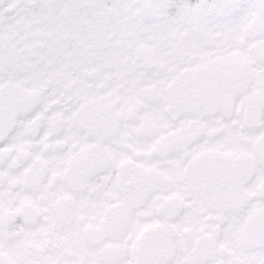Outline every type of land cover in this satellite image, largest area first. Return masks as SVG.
Returning a JSON list of instances; mask_svg holds the SVG:
<instances>
[{
    "label": "snow or ice",
    "instance_id": "6c2138e0",
    "mask_svg": "<svg viewBox=\"0 0 264 264\" xmlns=\"http://www.w3.org/2000/svg\"><path fill=\"white\" fill-rule=\"evenodd\" d=\"M0 264H264V0H0Z\"/></svg>",
    "mask_w": 264,
    "mask_h": 264
}]
</instances>
